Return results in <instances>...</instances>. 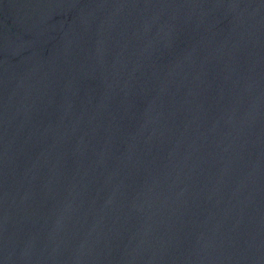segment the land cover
Instances as JSON below:
<instances>
[{
	"label": "water",
	"instance_id": "95a60500",
	"mask_svg": "<svg viewBox=\"0 0 264 264\" xmlns=\"http://www.w3.org/2000/svg\"><path fill=\"white\" fill-rule=\"evenodd\" d=\"M0 264H264V0H0Z\"/></svg>",
	"mask_w": 264,
	"mask_h": 264
}]
</instances>
